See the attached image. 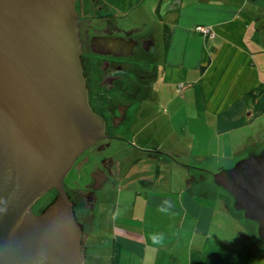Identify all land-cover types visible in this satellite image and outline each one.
<instances>
[{"label":"crops","instance_id":"1","mask_svg":"<svg viewBox=\"0 0 264 264\" xmlns=\"http://www.w3.org/2000/svg\"><path fill=\"white\" fill-rule=\"evenodd\" d=\"M103 2L119 17L131 16L159 47L167 36L162 59L150 60L164 67H157L158 88L148 100L151 129L132 134L146 150L160 136L159 148L177 155L149 160L154 176L120 180L104 212L112 220L109 262L115 253L117 264H264V247L243 228L228 195L190 171L209 173L200 163L214 160L222 169L264 150V0ZM197 26L210 27L212 38ZM168 70L173 80L165 84ZM258 87L263 91L250 103L247 95Z\"/></svg>","mask_w":264,"mask_h":264},{"label":"water","instance_id":"2","mask_svg":"<svg viewBox=\"0 0 264 264\" xmlns=\"http://www.w3.org/2000/svg\"><path fill=\"white\" fill-rule=\"evenodd\" d=\"M76 1L0 0V264L84 263L63 180L104 123L88 104ZM211 179L264 244V150Z\"/></svg>","mask_w":264,"mask_h":264},{"label":"flooded vegetation","instance_id":"3","mask_svg":"<svg viewBox=\"0 0 264 264\" xmlns=\"http://www.w3.org/2000/svg\"><path fill=\"white\" fill-rule=\"evenodd\" d=\"M75 10L81 73L90 109L104 123V139L91 144L76 159L63 180V188L72 204L75 221L86 235L83 264H96L100 254L92 243L102 233L99 227L95 235L88 233L92 227L87 223H95L93 213L99 220L101 215L108 220L110 216L104 212L108 211L105 202L111 199L109 192L135 165L143 160L157 163L162 157L175 161L177 155L162 152L155 140L150 144L152 150L140 148L143 143L135 142L132 134L137 129L144 131V121L150 124L144 119L153 110L154 104H148V100L155 97L154 87L159 79L152 63L163 56L162 46L141 25L124 26L119 15L102 0H77ZM120 143L127 147L121 154L116 147ZM46 206L36 209V204L32 211L38 214ZM105 232L109 235L108 226Z\"/></svg>","mask_w":264,"mask_h":264},{"label":"rangeland","instance_id":"4","mask_svg":"<svg viewBox=\"0 0 264 264\" xmlns=\"http://www.w3.org/2000/svg\"><path fill=\"white\" fill-rule=\"evenodd\" d=\"M103 1V0H102ZM116 13V12H115ZM117 14V13H116ZM120 19H121V21H122V24L124 25V26H135V23L133 22V19L131 18V16H129V17H127V15L126 16H122V17H119ZM203 27V26H202ZM207 29H209L210 30V27H206ZM161 41V40H160ZM160 58L162 59V54L160 55ZM161 61V60H160ZM157 67H159L160 69H163L164 67H163V65H162V63L160 64V65H157ZM157 67H156V69H157ZM158 76H160V75H158ZM165 84H168L169 83V81H171V80H173V75H171V72L168 70L167 71V75H166V77H165ZM161 81V80H160ZM158 84H159V82L156 84V87H154V89H157L158 88ZM161 84H162V82H161ZM168 87H169V85H167L166 86V88L165 89H168ZM170 94H171V92H170ZM187 114V113H186ZM145 120V119H144ZM181 120H188V119H186V117L185 118H182V119H180V121ZM178 120L176 121V123L174 124L175 125V129H177V127H178ZM141 125V124H140ZM174 125L172 124L171 125V128H174ZM150 126V125H149ZM149 126L145 123V121H144V123H143V128H144V130H146V129H148L149 128ZM167 127H168V129L170 130V128H169V124H167ZM149 129H151V128H149ZM137 131L140 133V134H142L143 135V132H142V130H139V129H137ZM152 131V130H151ZM186 131V130H185ZM158 144L160 143V141H161V137L159 136H156V137H154L153 138ZM169 143H171L170 141H168V144ZM115 146V145H114ZM116 147H118V149L120 150V154H121V152H123V148L124 149H126L127 147L126 146H124V145H122V143H120V144H117L116 145ZM159 149H161V151L162 152H164V151H166L167 149L166 148H164L163 146H162V144H161V146H160V148ZM166 152H169V151H166ZM167 154V153H166ZM181 162H183L184 161V158H181ZM221 161H220V163L221 164H223L222 162H224V160H222V159H220ZM168 162H170L171 163V161H168ZM150 162H148V161H144V162H141V163H139V166H137V168L136 169H132V171L127 175V177L128 176H133V175H140V176H144L145 177V173L147 174L146 175V177H150V175H152V176H154L155 175V167L153 166V165H151V164H149ZM161 163H166V161L164 160V161H162ZM229 165H232L233 164V161H229V163H228ZM228 164L226 163V165L225 166H228ZM200 165H202L203 167L204 166H206L207 168H208V170H209V173H204L202 170H194V169H191L190 171L192 172V174H194L195 176H197V179H200L201 178V176L203 175L204 177H206V179H205V182L207 181V183H210V185H211V187H212V189H214V190H220V191H222L220 188H218L216 185H214V183L212 182V179H211V175L213 174V173H215V172H217L218 171V169H219V167H216V162L213 160V161H209V162H207V164L205 165V163H200ZM176 169V170H175ZM173 170H174V172H176V171H178V168H176L175 166H173ZM162 174H164V172L162 173ZM165 174H169V172H167V173H165ZM175 176H177L176 174H174ZM178 176H180V174L178 175ZM120 182V181H119ZM119 182L117 183V186L115 187V189L114 190H111L110 192H109V195L111 196V199H109L107 202H105V207L106 208H112V206H113V204H114V201H115V196H117V192H116V190L118 191V190H120V185H119ZM199 184H200V182H199ZM119 186V187H118ZM51 192H54V194L55 195H49V193H47L44 197H42L38 202H37V207H36V209L38 208V209H40V208H42V207H44V206H48L49 204H51L54 200H55V198H56V192L55 191H51ZM229 197V196H228ZM229 199H231L230 197H229ZM229 202H230V200H229ZM46 206V207H47ZM231 206H232V202H231ZM240 218H239V221H240V223L243 225V228L244 229H246V230H248L249 231V233H251V235L253 236V238L256 240L257 239V233H256V226L253 224V223H250V222H247L246 220H244V218H243V216H242V214L241 213H238V212H236L234 209H232ZM76 212V214H77V212H78V210H76L75 211ZM93 215H94V224H90L89 222L87 223V225L90 227H92V229L91 230H89L88 231V233H90V235H95L96 234V232H97V227H99L100 229H101V237L99 238L98 237V235H97V237L99 238V240L97 241V242H94V243H92V246H95V245H97L96 247H97V251H98V254H100V256H99V258H100V261L99 262H96V264H109V252L111 251V245H112V238H111V236H109V235H106V232H105V228L107 227V225L109 224V223H111V219H110V217H108V220L104 217V216H102L101 215V217H102V220H99V216H97L96 214H94L93 213ZM77 216H78V214H77ZM109 216V215H108ZM101 224V225H99L98 226V224ZM108 226H110V224L108 225ZM102 227H103V229H102ZM103 230V231H102ZM95 239V238H94ZM95 241H96V239H95ZM91 246V247H92ZM262 246V245H261Z\"/></svg>","mask_w":264,"mask_h":264},{"label":"trees","instance_id":"5","mask_svg":"<svg viewBox=\"0 0 264 264\" xmlns=\"http://www.w3.org/2000/svg\"><path fill=\"white\" fill-rule=\"evenodd\" d=\"M167 43H168V39H167V36H164L162 37V49L163 51H166L167 49ZM263 89L261 87H258L254 90H252L248 95H247V99L250 103H253L254 100H256L260 94L262 93ZM260 245H262V247H264V244H262L258 238L256 239ZM109 264H117V255L114 253L112 256H111V261L109 262Z\"/></svg>","mask_w":264,"mask_h":264},{"label":"built area","instance_id":"6","mask_svg":"<svg viewBox=\"0 0 264 264\" xmlns=\"http://www.w3.org/2000/svg\"><path fill=\"white\" fill-rule=\"evenodd\" d=\"M194 31L197 33V34H199V35H201V36H203V37H205V38H208V39H211L212 38V31H211V29L209 30V29H207L206 27H202V26H197V27H195V29H194Z\"/></svg>","mask_w":264,"mask_h":264}]
</instances>
